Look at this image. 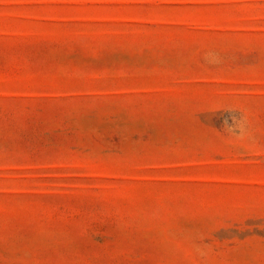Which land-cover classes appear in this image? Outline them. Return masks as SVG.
<instances>
[{
	"label": "rangeland",
	"instance_id": "obj_1",
	"mask_svg": "<svg viewBox=\"0 0 264 264\" xmlns=\"http://www.w3.org/2000/svg\"><path fill=\"white\" fill-rule=\"evenodd\" d=\"M0 264H264V0H0Z\"/></svg>",
	"mask_w": 264,
	"mask_h": 264
},
{
	"label": "clouds",
	"instance_id": "obj_2",
	"mask_svg": "<svg viewBox=\"0 0 264 264\" xmlns=\"http://www.w3.org/2000/svg\"><path fill=\"white\" fill-rule=\"evenodd\" d=\"M225 125H226V131L231 133L232 131H234L236 129V125H237L236 118H233L232 124H228L227 121H225ZM242 130H243V128L241 126V131Z\"/></svg>",
	"mask_w": 264,
	"mask_h": 264
}]
</instances>
